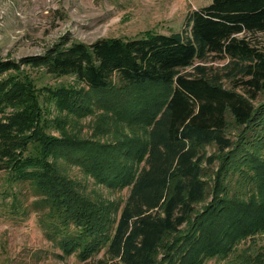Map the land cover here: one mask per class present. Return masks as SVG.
Returning <instances> with one entry per match:
<instances>
[{
  "label": "trees",
  "instance_id": "obj_1",
  "mask_svg": "<svg viewBox=\"0 0 264 264\" xmlns=\"http://www.w3.org/2000/svg\"><path fill=\"white\" fill-rule=\"evenodd\" d=\"M19 62L0 55V202L10 215L43 213L37 223L48 240L76 253L81 264H94L102 251L96 264H161L159 253L195 250L205 228L216 223L211 214L226 208L210 204L185 227L207 194L201 167L213 161L207 147L224 164L239 160L264 180V162L250 149L264 143V102H254L264 94V0H211L190 9L177 32L65 41ZM21 66L73 77L89 89L169 84L170 93L148 122L141 166L124 174L107 151L90 154L87 143L67 131L61 137L49 132L53 124L65 130V115L76 108L72 90L38 87ZM42 104H54L63 118L47 119ZM231 125L243 131L236 141ZM73 154L86 176L128 188L125 200L92 198L78 182L67 181L58 161L66 163ZM258 220L264 224V216ZM170 234L172 246L163 250V237Z\"/></svg>",
  "mask_w": 264,
  "mask_h": 264
},
{
  "label": "rangeland",
  "instance_id": "obj_2",
  "mask_svg": "<svg viewBox=\"0 0 264 264\" xmlns=\"http://www.w3.org/2000/svg\"><path fill=\"white\" fill-rule=\"evenodd\" d=\"M210 2L0 0V55L19 62L28 57L41 56L55 44L65 41L88 44L101 38L128 39L148 33L177 32L182 29L185 14L190 9ZM21 67L26 69L38 87L61 85L72 90L71 98L76 100V108L73 114L65 115V130H56L53 124L49 132L61 137L67 131L69 137L85 141L87 144L84 146L90 154H96V150L107 151V157L112 155L117 166L125 171L124 174L133 173L135 168L141 166L140 157L145 150L148 122L170 93L169 84L134 87L126 91L115 87L89 89L82 87L73 77L47 76L41 70ZM2 77L0 74V79ZM254 102L256 105L263 103L264 94ZM42 105L47 119L53 120L57 115L63 118L64 114L59 113L54 104ZM229 132L235 141L243 134L242 128L237 125H231ZM250 149L264 162L263 142H260L259 148ZM205 155L213 158L209 166L205 161L201 164L202 179L208 184L207 194L195 204L185 227L190 228L210 204L226 205L232 215L224 214L226 208L225 211L221 210L220 215L219 211L217 215L216 212L211 214V220L216 223L205 228L202 244L199 242L191 253L185 252L183 247L178 250L173 244L175 249L169 257H162L159 253L161 264H264V224H259L258 220L261 215L264 216V180L255 178L258 171L244 162L238 160L224 164V157L214 147L205 148ZM71 156L72 159L66 163L58 161L60 172L66 175L67 181L78 182L79 188L92 198L102 197L113 204L125 200L128 188L108 186L106 181L86 176L76 165L74 154ZM2 174L0 171V182L3 181ZM218 197H222V201ZM232 201H239L243 205ZM1 203L0 264L82 263L76 253H64L48 240L37 223V218L43 213L30 211L29 214L10 215L3 211L6 207ZM173 236L163 237V250L172 246ZM102 255L103 251L95 255L92 263L96 264ZM194 255L195 258L191 259Z\"/></svg>",
  "mask_w": 264,
  "mask_h": 264
}]
</instances>
